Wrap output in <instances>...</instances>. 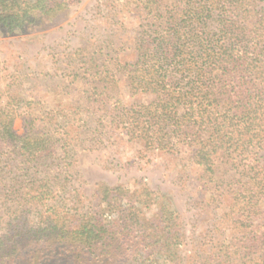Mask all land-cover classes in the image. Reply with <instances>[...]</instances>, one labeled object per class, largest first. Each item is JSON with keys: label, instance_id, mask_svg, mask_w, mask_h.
Returning a JSON list of instances; mask_svg holds the SVG:
<instances>
[{"label": "trees", "instance_id": "trees-1", "mask_svg": "<svg viewBox=\"0 0 264 264\" xmlns=\"http://www.w3.org/2000/svg\"><path fill=\"white\" fill-rule=\"evenodd\" d=\"M78 1L0 0V31L13 34ZM134 1L143 18L133 42L89 65L83 104L49 109L45 125L24 119L18 134L14 108L0 103V207L8 217L0 264H41L58 253L71 264L179 262L182 234L170 203H159L143 233L139 221L103 223L99 208L69 212L76 154L115 131L145 151L187 154L209 175L217 163L233 170L227 214L236 233L201 264H264V0ZM96 184L107 203L113 189ZM129 228L137 234L122 248Z\"/></svg>", "mask_w": 264, "mask_h": 264}, {"label": "rangeland", "instance_id": "rangeland-1", "mask_svg": "<svg viewBox=\"0 0 264 264\" xmlns=\"http://www.w3.org/2000/svg\"><path fill=\"white\" fill-rule=\"evenodd\" d=\"M141 18L134 0H79L13 34L0 31V103L14 108L13 129L22 134L24 119L37 116L35 123L45 125L49 109L83 104L89 65L98 68L103 59L119 53L120 41L132 43ZM95 147L79 150L70 167L64 195L67 200L75 198L70 213L75 214L76 207L99 208L103 223L116 227L123 219L131 226L139 221L143 233L157 215L159 203H170L182 234L177 264L210 262L213 249L236 233L234 216L227 213L238 183L228 166L217 163L209 175L187 154L145 151L116 131ZM96 183L113 189L107 203L97 196ZM2 211L0 207V233L8 219ZM136 234L135 228L124 230L119 235L121 247ZM25 263L20 258L14 262ZM41 264L71 261L58 253Z\"/></svg>", "mask_w": 264, "mask_h": 264}]
</instances>
